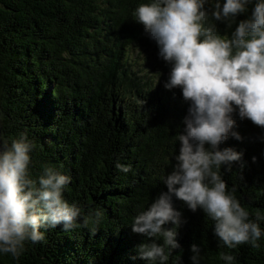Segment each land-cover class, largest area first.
Returning a JSON list of instances; mask_svg holds the SVG:
<instances>
[{
  "label": "trees",
  "instance_id": "1",
  "mask_svg": "<svg viewBox=\"0 0 264 264\" xmlns=\"http://www.w3.org/2000/svg\"><path fill=\"white\" fill-rule=\"evenodd\" d=\"M140 2L0 0L1 132L7 138L26 132L34 143L33 177L44 165L55 166L70 177L64 198L84 216L101 213L71 231L47 230L19 260L5 255L0 264H148L137 253L145 238L130 223L141 206L167 191L160 178L175 163V135L188 105L179 88L164 87L170 67L133 20ZM133 47L151 50L161 73L156 86L133 67ZM234 118L241 139L229 136L220 147L242 156L230 170L222 167L221 176L250 214L264 213V128ZM117 161L131 170H117ZM173 203L185 222L176 229L180 247L168 264H191L192 244L201 247L203 264H224L221 252L234 255V264H264V237L259 248L218 246L202 210Z\"/></svg>",
  "mask_w": 264,
  "mask_h": 264
},
{
  "label": "clouds",
  "instance_id": "2",
  "mask_svg": "<svg viewBox=\"0 0 264 264\" xmlns=\"http://www.w3.org/2000/svg\"><path fill=\"white\" fill-rule=\"evenodd\" d=\"M249 6L250 14L238 19ZM132 16L170 67L164 87L179 88L188 105L175 135V163L160 178L167 191L141 206L130 223L145 238L137 246L139 258L168 264L172 250L180 247L176 229L185 220L174 198L206 214L218 246L259 248L264 213L250 214L221 176L222 167L230 170L242 153L220 145L229 136L241 139L234 116L264 128V0H141ZM33 151L26 132L14 138L0 134V257L19 260L26 245L41 242L47 230L71 231L78 222L87 225L89 218L101 216L99 211L84 216L64 198L70 177L55 166L44 165L33 177ZM115 167L131 170L119 161ZM169 223L174 227H165ZM190 250L191 264H203L201 247L192 244ZM219 259L234 264L236 258L221 252Z\"/></svg>",
  "mask_w": 264,
  "mask_h": 264
},
{
  "label": "rangeland",
  "instance_id": "3",
  "mask_svg": "<svg viewBox=\"0 0 264 264\" xmlns=\"http://www.w3.org/2000/svg\"><path fill=\"white\" fill-rule=\"evenodd\" d=\"M130 56L133 59V67L139 69L146 83L156 86L160 81L161 73L154 66L151 50L144 47H133L130 49Z\"/></svg>",
  "mask_w": 264,
  "mask_h": 264
},
{
  "label": "water",
  "instance_id": "4",
  "mask_svg": "<svg viewBox=\"0 0 264 264\" xmlns=\"http://www.w3.org/2000/svg\"><path fill=\"white\" fill-rule=\"evenodd\" d=\"M2 132H1V129H0V134H1Z\"/></svg>",
  "mask_w": 264,
  "mask_h": 264
}]
</instances>
